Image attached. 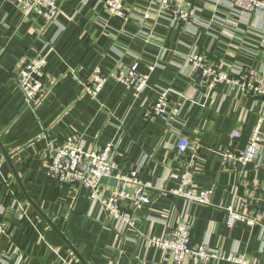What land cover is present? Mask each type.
<instances>
[{"label": "crops", "instance_id": "1", "mask_svg": "<svg viewBox=\"0 0 264 264\" xmlns=\"http://www.w3.org/2000/svg\"><path fill=\"white\" fill-rule=\"evenodd\" d=\"M54 1L58 13L46 25L41 16L25 18L15 0H0V140L22 185L0 150V264H174L150 240L180 221L191 226L192 241L212 251L264 261V217L226 226L227 207L264 213V125L252 168H232L223 157L248 144L264 97L226 83L202 87L187 62L203 52L223 70L264 78V11L251 16L228 0H178L174 5L194 7V18L181 23L159 13L157 0H123V15L109 13L103 0ZM39 49L47 53V86L29 105L17 76ZM135 62L148 74L142 91L109 76L96 94L84 92L95 68L110 73ZM165 90L170 119L146 118ZM67 136L86 149L113 142L117 167L152 184L134 226L121 228L86 188L47 176L49 141ZM182 137L200 143L192 185L209 190V202L170 192L183 168L176 153ZM104 185L103 198L113 188ZM201 264L239 263L209 257Z\"/></svg>", "mask_w": 264, "mask_h": 264}, {"label": "built area", "instance_id": "2", "mask_svg": "<svg viewBox=\"0 0 264 264\" xmlns=\"http://www.w3.org/2000/svg\"><path fill=\"white\" fill-rule=\"evenodd\" d=\"M20 12L25 18L30 15L41 16L47 25L54 20L58 13V6L54 0H15ZM178 0H157L158 12L169 13L171 20L189 23L194 18V7L184 4L174 5ZM239 11L250 14L252 11H264V0H228ZM105 8L111 14L123 15L125 4L123 0H103ZM149 17V12L143 13V18ZM187 62L192 72L197 75V81L202 87L209 90L219 83L236 86L244 94L257 99L264 97V78L254 73L244 72L243 69L231 71L223 70L219 63L210 60L206 53L194 52L188 56ZM47 53L43 49L36 50L33 56L26 62L17 76V83L25 94L26 102L35 104L44 94L47 86L45 66ZM112 76L120 83L132 87L136 92L146 87L148 74L138 71L137 63L127 67L117 66L112 72L106 73L101 68H95L86 82L83 83L84 92L96 94L106 79ZM168 90L161 91L153 104L145 111V117L153 115L163 120L170 119L168 111ZM262 109L258 115L256 124L252 130L248 144L243 149H229L223 153L226 164L237 168L252 162L258 155L262 140V127L264 125V99ZM232 136H239L238 131H233ZM200 143L191 142L182 137L176 148L178 156L183 158V168L177 187L170 190L174 195L186 200L206 203L211 199L209 190H198L192 185V171L196 159L199 156ZM115 148L113 142L107 143L100 149H86L82 139L67 136L63 141L56 143L49 141L46 174L49 178L64 184H73L79 188H86L93 200H100L103 208L119 222L121 228L135 225V213L150 202L146 196V190L152 189L150 182L142 181L138 177L122 172L115 164L112 151ZM102 177L115 178L116 186L106 196H101L104 184ZM226 226L231 227L235 220L244 219L249 223L260 222L264 217L262 211L251 207L246 213H239L232 207H227ZM191 226L180 221L169 229L162 237H152L151 242L166 250L174 264H201L209 257L234 261L239 264H264L261 262H249L244 256H231L210 250L202 241L194 242L191 239Z\"/></svg>", "mask_w": 264, "mask_h": 264}, {"label": "water", "instance_id": "3", "mask_svg": "<svg viewBox=\"0 0 264 264\" xmlns=\"http://www.w3.org/2000/svg\"><path fill=\"white\" fill-rule=\"evenodd\" d=\"M254 13H255V11H252L251 12V16H253L254 15ZM29 105H34L33 103H29ZM0 150H1V152H2V154H3V156L5 157V159H6V161L8 162V164L11 166V168H12V171H13V173H14V176H15V178H16V180H17V182L20 184V186H21V188H22V185H21V182L19 181V179H18V176H17V174H16V172L14 171V169H13V167H12V164H11V161H10V157H9V155L7 154V152H6V150L4 149V146H3V144H2V142H1V140H0ZM250 168H252V163L251 162H249V163H247L245 166H244V169L246 170V169H250ZM100 181H101V183L102 184H108V185H111V186H116V183H117V180L115 179V178H107V177H102L101 179H100ZM23 191H24V189H22ZM27 199H28V201L30 202V204L32 205V206H34L36 209H37V211L42 215V216H44V214L35 206V204H34V202H32V200H30V198L27 196L26 197ZM45 217V216H44ZM50 224H51V222H50ZM52 225V224H51ZM55 230L57 231V233L59 234V236H61V238L70 246V248L75 252V250L72 248V246L67 242V240H66V238L63 236V234L61 233V232H59L56 228H55ZM75 254L78 256V254L75 252ZM79 257V256H78ZM80 260L85 264V262L80 258Z\"/></svg>", "mask_w": 264, "mask_h": 264}, {"label": "rangeland", "instance_id": "4", "mask_svg": "<svg viewBox=\"0 0 264 264\" xmlns=\"http://www.w3.org/2000/svg\"><path fill=\"white\" fill-rule=\"evenodd\" d=\"M251 14V13H250ZM35 16H37V15H35ZM191 55V54H190Z\"/></svg>", "mask_w": 264, "mask_h": 264}]
</instances>
